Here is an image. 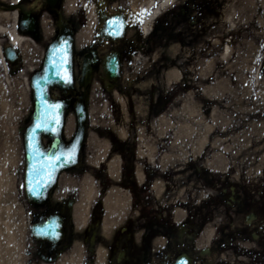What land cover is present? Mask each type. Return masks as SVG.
<instances>
[{
	"label": "flooded vegetation",
	"instance_id": "1",
	"mask_svg": "<svg viewBox=\"0 0 264 264\" xmlns=\"http://www.w3.org/2000/svg\"><path fill=\"white\" fill-rule=\"evenodd\" d=\"M158 2L0 0L2 70L29 81L44 72L52 49L58 76L72 83L66 88L50 86L48 91L70 98V104L80 95L76 91H85L88 114L91 101L103 100L105 91L111 93L127 85L134 59L151 52L153 38L165 37L167 49L177 25L180 47L188 52L180 73L182 87H186L184 78L192 77L190 63L197 62L198 70L207 60L216 71L215 22L223 0H171L162 14L150 20ZM241 34L243 62L257 63L256 77H263L264 4L245 14ZM14 36L17 42L12 40ZM222 41L223 50L228 41ZM246 73L248 78L247 67ZM194 76L200 78L199 71ZM61 91L72 92L64 96ZM156 116L151 114L149 122ZM253 122L264 123V104L246 112L245 125ZM159 138L150 141L153 151L144 152L145 146L134 134L126 142L134 151L125 163L126 143L109 135V150L96 170L91 169L88 183L61 190L56 184L45 203L35 206L33 217L37 221L48 215L60 218L63 236L55 242L36 241L30 256L43 264H55L63 255L72 258L69 264H233L221 258L231 254L245 260L243 264H264V162L257 185L233 183L229 177V183L217 184L209 173L201 175L200 162L196 161L201 154L172 156L169 159L189 157L186 162L163 166L170 153L159 147L164 136ZM242 146L248 157L264 160V131L259 139L244 136ZM112 156L123 163L117 181L108 173ZM202 185L214 187L215 193L201 203L196 192ZM114 193L126 199L116 201ZM217 198L227 207L225 221L206 236L205 228L211 225L216 207L221 206Z\"/></svg>",
	"mask_w": 264,
	"mask_h": 264
},
{
	"label": "rangeland",
	"instance_id": "2",
	"mask_svg": "<svg viewBox=\"0 0 264 264\" xmlns=\"http://www.w3.org/2000/svg\"><path fill=\"white\" fill-rule=\"evenodd\" d=\"M263 4L264 0H223L215 22L216 71H213L207 60L200 63L198 70L197 62L188 64L192 77L184 78V88L180 73L185 69L183 66L188 52H183L180 47V28L177 25L173 27V37L167 49L164 47L165 37L153 38L151 52L134 59L130 74L125 80L127 85L123 84L111 93L105 91L103 100L91 101L89 104L87 144L82 148L78 166L60 174V190L64 187H78L84 182L82 178L85 172H89L87 164L91 162L90 155L97 159L95 153L101 147L97 148L98 138L111 134L110 129L114 125L127 128L122 143L136 135V128L141 125L145 135L138 133V137L144 136L143 143L156 139L159 141V137L164 136L159 147L169 153L173 151V157H182L185 152L201 154L196 156V161L200 162L201 175L209 173L217 184L229 183V177L233 183L257 185L264 160L248 157L243 151L242 143L244 136L259 139L264 131V123L245 125L246 112L259 109L264 104V76L256 77L257 63L249 61L245 64L242 60L244 54L242 55L241 29L245 14ZM222 38H226V43L231 47L227 53L222 50L221 43H225ZM246 67L249 69L248 78ZM173 71L178 73L176 77L173 76ZM198 71L200 78L194 76ZM211 71L213 75L205 78ZM12 78L14 77L3 72L0 65V79L6 80L4 82L9 89L11 86L8 79ZM20 82L23 91L13 97L18 102V110L10 118V125L5 127L0 122V264H27V259L31 258L28 252L32 253L37 247L28 224L29 213L33 212L34 207L28 202L23 187L25 163L22 132L32 110L31 91L29 83H25L23 78ZM153 89L158 91H151ZM133 109H140L141 115L136 116ZM151 114L157 116L149 122ZM160 116L163 122L159 120ZM67 117L72 118V124L68 132H65L64 126L63 135L69 141L76 128L73 106L66 111L65 123ZM151 123H155L154 126L157 125L159 129L154 128ZM188 125L190 128H187ZM176 132L180 134L178 138L175 136ZM6 139L8 143L4 142ZM43 144L47 145L45 139ZM4 145H9V150L4 151ZM133 151V145L126 143L123 150L127 158L125 163ZM187 157L189 156L186 155L184 160L165 158L163 166L186 162ZM197 189L196 199L201 203L210 193H215L214 187L202 185ZM217 201L220 202L218 198ZM220 204L210 223L212 232L225 221L224 209L227 207L222 202ZM23 250H26L25 255ZM221 258L230 259L234 261L233 264H243L245 261L238 260L241 259L240 256L231 254L222 255Z\"/></svg>",
	"mask_w": 264,
	"mask_h": 264
},
{
	"label": "water",
	"instance_id": "3",
	"mask_svg": "<svg viewBox=\"0 0 264 264\" xmlns=\"http://www.w3.org/2000/svg\"><path fill=\"white\" fill-rule=\"evenodd\" d=\"M52 57L51 51L45 62L44 73L33 76L30 83L33 112L31 122L24 133V187L27 197L34 203H42L45 200L59 171L77 164L85 134L86 114L82 95L74 107L77 123L74 137L67 145L62 141L64 114L69 102L52 98L47 88L51 84L67 86L70 80L58 76ZM64 93L68 94L69 91ZM57 105L59 107H56ZM37 124L40 126L37 127ZM41 136L51 139L49 149L42 147ZM60 224L51 216L42 223H33L30 232L37 239L55 240L61 235Z\"/></svg>",
	"mask_w": 264,
	"mask_h": 264
},
{
	"label": "bare ground",
	"instance_id": "4",
	"mask_svg": "<svg viewBox=\"0 0 264 264\" xmlns=\"http://www.w3.org/2000/svg\"><path fill=\"white\" fill-rule=\"evenodd\" d=\"M246 1V0H243ZM170 4V0H160V2H158L152 9L151 14H150V20L159 16L160 14H162L167 7ZM2 31V28L0 26V32ZM12 40L14 41H18L17 37L14 36L12 38ZM229 51V46H224V52L227 53ZM173 76L176 77L178 75V73L176 71L172 72ZM22 75H17L12 79H8L9 84L11 86V88L9 89L6 86V80H1L0 79V122L2 125H4L5 127H7L9 124V120L11 117H13L14 113L18 110V102L15 100H13V97H17V95H20V92L23 91L22 90V83L20 82V79H22ZM23 80L25 83H27V79H25L23 77ZM161 121H163V118H160ZM72 124V118L71 117H67L66 119V123H65V132H68L70 126ZM187 128H190V125H188ZM67 136V134H66ZM175 136L178 138L180 136V134H178V132L175 133ZM8 138V137H7ZM5 143H8V140L6 139L4 141ZM9 150V145L5 146L4 145V151ZM221 162H223V160H220ZM112 164H114V162H112ZM4 165V163H3ZM110 168L112 170V166L110 165ZM8 170V169H7ZM115 172L112 171V174ZM4 174H6L4 172ZM9 175V174H8ZM212 226L209 225L205 228V234L206 236H208L211 232H212Z\"/></svg>",
	"mask_w": 264,
	"mask_h": 264
},
{
	"label": "snow or ice",
	"instance_id": "5",
	"mask_svg": "<svg viewBox=\"0 0 264 264\" xmlns=\"http://www.w3.org/2000/svg\"><path fill=\"white\" fill-rule=\"evenodd\" d=\"M114 23V22H113ZM51 107V106H50ZM56 107H59L58 105L56 106ZM40 125L39 124H37V127H39ZM30 147H31V145H30ZM69 159H71V156H69Z\"/></svg>",
	"mask_w": 264,
	"mask_h": 264
}]
</instances>
